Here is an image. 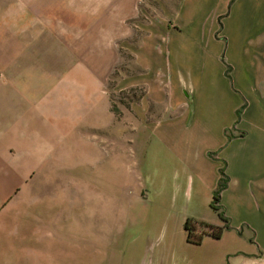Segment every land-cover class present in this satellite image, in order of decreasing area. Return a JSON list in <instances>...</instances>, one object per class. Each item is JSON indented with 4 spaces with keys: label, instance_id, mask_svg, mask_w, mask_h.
<instances>
[{
    "label": "crops",
    "instance_id": "0c3cea01",
    "mask_svg": "<svg viewBox=\"0 0 264 264\" xmlns=\"http://www.w3.org/2000/svg\"><path fill=\"white\" fill-rule=\"evenodd\" d=\"M84 10L69 0H0V264H100L137 222L132 200L36 180L73 156L83 171L101 168L119 117L108 80L122 37L120 84L144 91L125 109L169 149L184 179L160 201L175 264H196L221 244L219 262L209 264H264V0H182L171 24L136 23L123 35L115 15ZM164 93L169 105L148 120L145 101L162 103ZM222 168L223 219L211 207ZM186 220L219 227L220 237L188 244Z\"/></svg>",
    "mask_w": 264,
    "mask_h": 264
},
{
    "label": "rangeland",
    "instance_id": "374dc122",
    "mask_svg": "<svg viewBox=\"0 0 264 264\" xmlns=\"http://www.w3.org/2000/svg\"><path fill=\"white\" fill-rule=\"evenodd\" d=\"M181 1L69 0L70 5H81L86 15L101 14L107 18L115 15L118 35L124 34L126 26L136 23L144 25L155 21L171 24V14ZM219 21L221 23V19ZM133 32L134 39L137 40L143 34L137 28H134ZM116 51L118 61L112 67L108 87L115 103H112V111L119 117L116 125L111 128V135L113 133L115 138L103 145L101 168L98 172L83 171L76 166L77 159L73 156L68 158V166L54 167L51 173L40 174L36 180L69 183L74 188L85 183L89 187L85 192L90 196L133 201L132 208L134 214L136 212V219L139 216L137 222L128 233L117 235L114 239V251L111 254H103L100 264H175L176 253L166 247L170 240L171 227L160 218L168 213L169 207L160 201L173 198L174 184L183 186L184 179L178 178L174 173V165L168 157L169 149L158 141L151 129L145 130L142 125L136 123L130 110L125 109L126 99L131 101L136 94L140 95L141 91H144L143 88L123 89L120 80L126 73L128 59L123 37L117 41ZM183 80L189 85L188 77ZM229 80L231 81V76ZM188 101L190 102V98ZM169 102V94H165L159 104L145 101L143 112L148 120H151L159 113L161 106L163 110ZM135 113L136 111L134 115ZM112 130H115V133ZM103 132L108 135V128L103 127L102 134ZM112 155H116L115 168L109 164ZM77 192L76 189L70 190V197L77 196ZM221 245L215 248L208 246L198 255L196 264H209L210 261L218 263L221 247H224Z\"/></svg>",
    "mask_w": 264,
    "mask_h": 264
},
{
    "label": "trees",
    "instance_id": "16d2710c",
    "mask_svg": "<svg viewBox=\"0 0 264 264\" xmlns=\"http://www.w3.org/2000/svg\"><path fill=\"white\" fill-rule=\"evenodd\" d=\"M234 0H231V2H233ZM220 24V28H221V23ZM226 76L230 79V68L227 67L226 69ZM243 110V107L240 108L237 112V118H240V114ZM226 136L227 139L230 140L233 136L231 130H227L226 131ZM227 181L228 178L224 172V169H220V178H219V182H218V186L217 189L214 192L213 195V200L211 203V207L212 209H214L215 211L219 212V216L220 218L223 219V215L220 212V209L218 207V201H219V196L220 193L222 192V190H224L227 186ZM184 230L186 232V242L188 244L191 245H200L201 241L203 239L204 236H208L211 237L213 239H218L220 237V234L222 232V229L219 227H215L212 225H208V224H204L201 222H196V221H191V220H186L184 223Z\"/></svg>",
    "mask_w": 264,
    "mask_h": 264
}]
</instances>
